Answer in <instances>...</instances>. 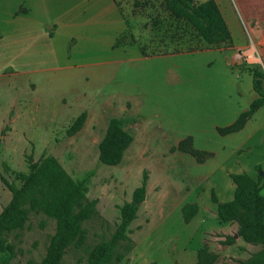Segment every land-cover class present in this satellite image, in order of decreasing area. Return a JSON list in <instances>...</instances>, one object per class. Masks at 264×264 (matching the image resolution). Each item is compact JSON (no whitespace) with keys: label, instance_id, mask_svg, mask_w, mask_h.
<instances>
[{"label":"rangeland","instance_id":"obj_1","mask_svg":"<svg viewBox=\"0 0 264 264\" xmlns=\"http://www.w3.org/2000/svg\"><path fill=\"white\" fill-rule=\"evenodd\" d=\"M119 1L122 12L130 20L132 32L128 40L133 50L137 52L138 47L148 43L153 52L161 53L168 39L167 32L174 28L171 26L172 19L159 0ZM204 1L194 0L195 3ZM218 1L229 24L231 44L226 41L207 46L190 25L179 21L176 25L178 46H174L173 50L182 53L207 47L218 49L234 45L240 48L248 44L249 47L242 50L246 51L251 47V39L256 38L248 32L250 25L245 26L239 17L234 19V14L239 16L236 2L239 6L242 0ZM123 41L126 43V38ZM187 53L143 60L137 54L125 55L124 58H129V61L122 66L115 82L98 90L92 97L84 95L79 100H73L71 91L62 83L53 85L52 93H65L60 104L54 106L56 112L36 114V120L29 124L38 128L41 120L45 119V131H14L7 117L9 107H4V120L0 127V176L7 184L19 187L21 181L17 174L28 175L29 160L35 163L47 156L56 158L73 179L88 177L86 198L94 201V212L83 223L81 246L73 244L69 247L62 264H89L91 251L108 242L113 235L119 222V207L131 200L143 173L147 174L146 198L129 226L130 251L126 252V244H121L115 256L124 257L113 264H128L134 250L137 264L145 260L147 264H190L200 248L203 232L210 227L219 228L217 222L210 220L199 227L198 218L187 225L181 222L177 212L184 203L195 198L200 202L203 198L208 203L211 201L208 189L198 186L197 181L188 175V157L179 152L177 146L187 137L192 139L193 149L203 152L237 145V140H232L233 136H220L213 130L214 125L225 123L216 120V113L211 109L226 100L234 105L238 99L235 87L244 93L248 67L258 65L241 60L245 69L240 67V62L226 65L225 56L231 54L227 50L211 54ZM257 70L262 72L260 67ZM82 112L86 113L83 128L75 135L67 136L66 130ZM111 118L119 119L122 128L132 137L131 145L117 166H105L98 161V144ZM250 125L256 134L249 142L248 150L245 147L238 159L246 166L260 164L264 168V109L253 117ZM201 170L203 167L200 165L191 167L194 172ZM260 173L264 174V171L256 175ZM204 185L206 187L207 182ZM217 190H214L215 194L219 192ZM11 197L0 179V213ZM162 211L176 213L168 215L158 225ZM55 230L54 220L41 213L30 212L24 227L7 236L13 248L8 264L40 263ZM236 232L232 231L227 236L226 244L240 238ZM249 245L253 248L243 251L244 258L235 256L233 252L219 253L214 254L213 264H249L250 258L261 248L258 244Z\"/></svg>","mask_w":264,"mask_h":264},{"label":"crops","instance_id":"obj_2","mask_svg":"<svg viewBox=\"0 0 264 264\" xmlns=\"http://www.w3.org/2000/svg\"><path fill=\"white\" fill-rule=\"evenodd\" d=\"M213 1L229 28L220 1ZM229 9L233 12L231 7ZM236 9L239 16L234 14V19L237 20L239 17L245 26L250 25L248 32L255 35L256 40L251 39L250 44V49H253V54L257 57V61L253 64L258 65L264 73V0H242L239 6L236 2ZM129 22L130 20L122 12L119 0H0V127L4 120V107L8 106L7 117L9 116L14 131L18 129L45 131L47 129H45V119L41 120L42 124L37 126L38 128L29 124L36 120V114L56 112L54 106L60 104L65 93L60 91L52 93L53 85L58 86L62 83L71 91L70 97L73 100H79L84 95L92 97L98 90H103L115 82L116 75L129 61V58H124L125 55L129 56L130 53L139 55V59L143 60L148 57H172L188 54L187 52L211 54L216 51L224 53L227 50L231 54L225 56L226 65L240 62V67L244 68L237 59L236 51L249 47L248 44L240 48L232 45L230 48L207 47L203 50L177 53L173 47L178 46V30L172 21L171 26L174 29L167 32L168 39L161 53L153 52L152 46H148V43H143L136 52L128 40L132 32ZM125 38L126 43L123 41ZM229 42L231 44V41ZM247 73L248 82L244 93L235 87L238 95L235 104L226 100L227 105L222 101L211 109L216 113V120L225 123L222 126L214 125L213 130L232 124L241 113L248 111L252 102L259 97L253 89L252 77L249 72ZM263 109L264 105L253 113L241 130L228 135L233 136V141L237 140V145L227 149L221 147L205 151L208 156L201 162L181 152L189 158H187L188 175L197 181L198 186L208 189L210 195L218 188L219 192L214 194L219 203L229 202L234 197L235 185L230 178L231 174L255 177L258 167L264 171L260 164L249 167L238 159L245 147L248 150L249 142L256 134L251 129V120ZM195 165L202 166L203 170L191 171V167ZM263 191L264 188L261 190L262 196H264ZM185 204L197 206V213L189 223L198 218L199 227L209 223V220L219 224V228L210 227L203 232L198 251L206 247L212 254L233 252L235 256L244 258L243 251L253 248L241 238L235 239L234 236L235 241L226 244L227 236L232 231L236 232L237 225L220 223L217 205L212 201L208 203L203 198L200 202L195 198L184 203L181 208ZM181 208L177 213L181 222L187 225L189 223L183 222ZM164 212H160L158 225L162 224L163 219L168 215L176 213ZM173 236L178 239V236ZM198 251L194 259L192 257L190 264H197ZM135 252L134 250L128 264H137V260L134 259ZM141 257L144 258L142 254ZM141 264H147L146 260Z\"/></svg>","mask_w":264,"mask_h":264},{"label":"trees","instance_id":"obj_3","mask_svg":"<svg viewBox=\"0 0 264 264\" xmlns=\"http://www.w3.org/2000/svg\"><path fill=\"white\" fill-rule=\"evenodd\" d=\"M161 7L168 12L178 25L184 21L190 25L207 46L230 41V33L213 0L195 3L194 0H159ZM171 20V21H172ZM178 26H176L177 28ZM178 30V28H177ZM259 67H248L252 77L253 89L259 97L252 102L248 111L241 113L230 125L217 128L220 136L233 134L241 130L253 113L264 105V74ZM86 113L82 112L66 130L67 136L79 132L85 123ZM132 137L126 132L117 118L108 121L105 133L98 144V161L105 166H117L121 163ZM190 137L182 140L177 150L193 156L201 162L207 153L195 150ZM190 144V146H189ZM260 172L261 168L258 167ZM21 181L19 187L9 185L0 176L12 197L9 204L0 213V264H8L12 254V245L8 234L24 227L30 212L41 213L55 221L56 230L51 237L45 256L38 264H62V258L73 244L81 246L84 239L83 223L94 212V201H88V177L73 179L52 156L42 157L33 163L29 160L28 175L17 174ZM235 185L234 197L226 203H219L214 192L211 201L217 205L220 223L237 225V236L247 244L260 245V252L252 256L249 264H264V178L250 177L246 174H231ZM147 174L143 173L140 185L132 192L131 200L119 207V222L108 242L94 248L88 257L89 264H113L123 259L116 255V249L126 244L130 251L128 238L129 226L136 219L137 212L146 198ZM197 213L196 204H185L181 208L184 223H189ZM215 255L207 248L197 253V264H213Z\"/></svg>","mask_w":264,"mask_h":264},{"label":"built area","instance_id":"obj_4","mask_svg":"<svg viewBox=\"0 0 264 264\" xmlns=\"http://www.w3.org/2000/svg\"><path fill=\"white\" fill-rule=\"evenodd\" d=\"M250 50V48L246 51H239L236 53L237 55V59L238 60H241V61H245L247 64H249L250 62L254 63L257 61V57L253 54L252 52V57L254 60H251L249 54H248V51ZM256 59V60H255Z\"/></svg>","mask_w":264,"mask_h":264},{"label":"bare ground","instance_id":"obj_5","mask_svg":"<svg viewBox=\"0 0 264 264\" xmlns=\"http://www.w3.org/2000/svg\"><path fill=\"white\" fill-rule=\"evenodd\" d=\"M252 52H253V49L251 48V49L248 51V54H249L251 60H254L253 57H252Z\"/></svg>","mask_w":264,"mask_h":264},{"label":"water","instance_id":"obj_6","mask_svg":"<svg viewBox=\"0 0 264 264\" xmlns=\"http://www.w3.org/2000/svg\"><path fill=\"white\" fill-rule=\"evenodd\" d=\"M263 176H264V174H261V173L259 174V177H263Z\"/></svg>","mask_w":264,"mask_h":264}]
</instances>
